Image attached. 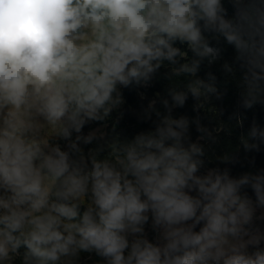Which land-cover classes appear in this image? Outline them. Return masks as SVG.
<instances>
[{
    "label": "clouds",
    "instance_id": "obj_1",
    "mask_svg": "<svg viewBox=\"0 0 264 264\" xmlns=\"http://www.w3.org/2000/svg\"><path fill=\"white\" fill-rule=\"evenodd\" d=\"M221 38L243 107L264 103V0H0V264H78L81 253L105 264H264V170L206 169L189 118L171 115L189 93L221 98L211 73L170 88L164 115L151 101L154 130L120 144L115 162L93 156L89 168L79 147L94 139L82 128L122 103L120 87H147L165 62L176 66L166 78L196 77L219 59ZM33 110L67 150L28 137ZM242 144L259 151L264 129L253 124Z\"/></svg>",
    "mask_w": 264,
    "mask_h": 264
},
{
    "label": "trees",
    "instance_id": "obj_2",
    "mask_svg": "<svg viewBox=\"0 0 264 264\" xmlns=\"http://www.w3.org/2000/svg\"><path fill=\"white\" fill-rule=\"evenodd\" d=\"M225 7L229 9V15H231V6L225 4ZM211 43L216 45L217 42L212 40ZM176 46L187 52L189 61L193 58L186 45L177 43ZM218 46L221 48L219 59L212 64H209L207 60L202 62L196 77L180 75L166 78L165 74H170L171 68L176 66L167 65L165 62L166 66L159 70L147 87L135 84L128 88L120 87L122 103L114 107L104 120L90 121L81 130L84 135L94 136L91 144H79L88 167H91L90 161L93 156L115 162V150L120 144L131 141L141 132L154 130L155 122H157L155 114L153 113L151 120L145 119V111L151 101H155L154 109L164 115L166 110L162 101L170 100V88L187 91L186 85L190 80L197 77L207 80L208 74L211 73L216 77L215 84L221 98L217 99L215 95H211L207 98L201 97L197 101L189 93L183 107L173 108L172 117L187 116L189 118V136L192 142H199L204 146L203 160L206 169L228 168L232 176L264 170V144H261L259 151L250 152H246L242 144V139L247 138L253 124L264 129V103L258 102L250 109L243 107L242 91L237 86L241 73L235 65L234 49L226 45L222 38ZM225 63L233 66L234 74L225 71L223 67ZM197 118L200 125L207 130L205 134L197 131L194 123ZM98 129L102 131V134L95 133ZM75 135L73 133V140ZM202 135L203 139H201ZM50 143L52 146L59 144L62 150H67V143L57 134ZM225 157H234L235 162L226 163ZM257 224L264 231V220L257 221ZM24 251L25 249H20L21 254ZM85 257V264H105L103 258L94 253ZM19 260L20 257L17 256V264Z\"/></svg>",
    "mask_w": 264,
    "mask_h": 264
},
{
    "label": "rangeland",
    "instance_id": "obj_3",
    "mask_svg": "<svg viewBox=\"0 0 264 264\" xmlns=\"http://www.w3.org/2000/svg\"><path fill=\"white\" fill-rule=\"evenodd\" d=\"M30 120L32 123V130L28 133V137L40 143L44 151H48V148L44 147V142H47L48 146H52L50 143L51 139L54 138L58 132V128H53L50 126L42 116H39L33 110L30 114ZM95 133L102 134L100 129L96 130ZM260 214L259 212L257 213ZM146 233L150 240H154L155 234L150 228V224L146 225ZM264 247V243L261 245ZM89 253H81L79 256L78 264H85L86 255ZM66 258H62L61 264H64Z\"/></svg>",
    "mask_w": 264,
    "mask_h": 264
}]
</instances>
